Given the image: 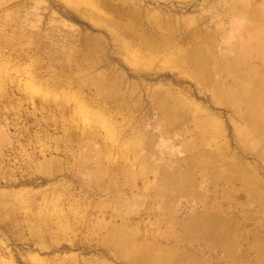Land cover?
Returning <instances> with one entry per match:
<instances>
[{
  "label": "rangeland",
  "instance_id": "obj_1",
  "mask_svg": "<svg viewBox=\"0 0 264 264\" xmlns=\"http://www.w3.org/2000/svg\"><path fill=\"white\" fill-rule=\"evenodd\" d=\"M134 8L177 44L122 47ZM241 8L264 25V0H0V264H264V54L206 81L176 53L234 57Z\"/></svg>",
  "mask_w": 264,
  "mask_h": 264
},
{
  "label": "bare ground",
  "instance_id": "obj_2",
  "mask_svg": "<svg viewBox=\"0 0 264 264\" xmlns=\"http://www.w3.org/2000/svg\"><path fill=\"white\" fill-rule=\"evenodd\" d=\"M109 10L116 16H120V13H123L112 6L109 7ZM236 11L241 12V14L247 18V21H243L237 28L240 34L238 38L239 41H234L232 45L229 44V50L234 52L235 59H233L234 57L227 58L224 57V55L223 57L218 55V53L222 52L221 50H223L225 44L222 45L221 42H218L216 36L212 37L214 41H212V39L209 41H196L195 34H189L186 46L176 52L180 61L187 63L194 68L197 72V76L203 80L209 81L219 70L233 72L239 67L251 68L254 70L255 67L247 65L248 56H250V53L252 52H256L259 56L264 54V25L258 21L257 16L252 17L253 19H251L242 8L237 9ZM137 14V8H134L132 12H129L130 18L126 21H122V19L113 20L115 31L125 37L122 47L130 49V46L133 47L134 45H137L140 49L139 52L144 56L142 58L148 59L150 57L148 54L149 50L153 49L155 51L166 46L173 48L177 44L176 41H178L179 36L177 37L176 26L173 25V23L171 24V22L169 23L159 20L153 22L151 18H137ZM179 48L180 47H178V49ZM123 49L125 50V48ZM94 77V80H96L98 84L99 93L101 92L106 96L116 93L117 89L115 86L113 87V85L107 83L104 73L100 76L96 75ZM258 81L263 82V79L259 78ZM251 82L253 83V81ZM216 83L217 82L214 84ZM218 87H220V85H218ZM170 102L171 101L168 98L159 100V107L166 118L169 117L170 112L176 114L175 111L180 109L178 106H174ZM247 102L248 103L244 100L243 103L251 110L249 112L250 117L246 116V118L254 124L255 128H264V124L260 125L258 123V119L261 118V116L257 113L256 109L252 107L253 104H251L250 101ZM170 119L173 120L174 118ZM197 225H201L200 228L205 230V227L209 228L211 223L207 218ZM159 244L161 245V243Z\"/></svg>",
  "mask_w": 264,
  "mask_h": 264
}]
</instances>
